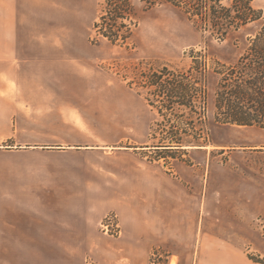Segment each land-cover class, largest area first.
Returning a JSON list of instances; mask_svg holds the SVG:
<instances>
[{
    "label": "rangeland",
    "instance_id": "374dc122",
    "mask_svg": "<svg viewBox=\"0 0 264 264\" xmlns=\"http://www.w3.org/2000/svg\"><path fill=\"white\" fill-rule=\"evenodd\" d=\"M101 3L102 0H77L76 28L70 42L75 45L79 59L44 62L45 69H59L60 72L55 77L37 79L39 83L107 86L108 92L80 93L85 98L87 114L70 119L72 129L67 132L87 139L31 140L29 138L51 134L41 126H35L33 131H15L3 145L36 147L42 143H62L108 151V155L88 154L70 159L74 161L72 163L108 165L107 191L110 195L117 191L119 159L116 152L133 147L148 148L141 154L142 161L160 164L179 180L188 194L181 213L187 219L183 237L180 241L173 236L164 243L152 244L147 252L133 258L124 251L126 245L131 247L132 243H123V233L113 236L102 231L100 224L111 213L118 215L121 231L123 228L120 214L114 207L100 203L93 205L90 213L99 222L89 236H0V264H129L131 261L139 264H195L198 250L207 253L215 247L220 248L223 241L236 246L255 262L264 263V130L212 126L209 129L211 137L225 147L210 145L181 150L157 147L169 142L176 134L194 142L198 140L206 128V117L213 118L218 76L209 74L207 77L206 117L202 95L194 98L195 114L179 104L169 109V98L159 96L153 87H149L145 77L164 68L185 73L196 63L214 68L224 58L235 62L258 23L241 32L238 46L229 41H213L206 45L202 34L182 11L170 5L158 6L141 12L140 27L129 44L113 45L97 37L94 31ZM137 6L141 9L143 4ZM254 6L263 12L264 20V0H254ZM95 37L97 43L92 42ZM192 51L203 52V55L195 54L197 59L194 60ZM195 74L200 80V73ZM90 102L92 108L88 107ZM190 122L192 124H188ZM186 128L189 137H185ZM43 158L42 155L26 153L22 159L34 163Z\"/></svg>",
    "mask_w": 264,
    "mask_h": 264
},
{
    "label": "crops",
    "instance_id": "0c3cea01",
    "mask_svg": "<svg viewBox=\"0 0 264 264\" xmlns=\"http://www.w3.org/2000/svg\"><path fill=\"white\" fill-rule=\"evenodd\" d=\"M77 8V0H0V236H89L99 222L90 214L93 205L110 204L120 214L123 243H132L124 251L134 258L147 252L150 245L164 243L173 236L180 241L187 223L181 215L187 192L160 164L142 161L141 154L148 148L116 152L117 191L110 195L108 165L72 163L70 159L108 155V151L62 143L3 145L15 131H33L35 126L51 134L31 140L87 139L67 132L72 129L70 119L87 114L80 93L108 92L107 86L37 80L60 72L45 69L44 62L79 59L70 42ZM88 107L92 108L91 102ZM99 114H103L101 110ZM26 153L44 158L27 162L22 159ZM196 256L195 264H264L225 241L207 253L198 250Z\"/></svg>",
    "mask_w": 264,
    "mask_h": 264
},
{
    "label": "trees",
    "instance_id": "16d2710c",
    "mask_svg": "<svg viewBox=\"0 0 264 264\" xmlns=\"http://www.w3.org/2000/svg\"><path fill=\"white\" fill-rule=\"evenodd\" d=\"M139 3L143 4L141 9L137 6ZM165 5L182 11L202 34L206 45L213 41H229L238 46L241 32L252 24L258 25L247 37L243 51L235 62L224 58L214 68L201 67L196 63L185 73L164 68L145 76L149 87H153L159 96L169 98V109L179 104L195 114L194 98L202 95L205 117L208 113L207 77L209 74L218 76L213 118L206 117V128L199 134L198 140L194 142L176 134L169 142L157 147L168 150L207 148L210 145L225 147L211 137L209 129L212 126L264 130V20L263 12L255 8L254 0H102L100 14L94 24L96 36L113 45L125 46L133 40L140 27L142 13ZM92 42L97 43V38ZM191 54L196 60L195 54L199 56L203 52L192 51ZM195 72L200 73V80ZM184 133L185 137L190 136L188 128Z\"/></svg>",
    "mask_w": 264,
    "mask_h": 264
},
{
    "label": "built area",
    "instance_id": "2783aa9c",
    "mask_svg": "<svg viewBox=\"0 0 264 264\" xmlns=\"http://www.w3.org/2000/svg\"><path fill=\"white\" fill-rule=\"evenodd\" d=\"M100 226L102 231L105 232V234H112L113 236L122 235L118 215L115 213L106 215L105 218L102 220Z\"/></svg>",
    "mask_w": 264,
    "mask_h": 264
},
{
    "label": "water",
    "instance_id": "95a60500",
    "mask_svg": "<svg viewBox=\"0 0 264 264\" xmlns=\"http://www.w3.org/2000/svg\"><path fill=\"white\" fill-rule=\"evenodd\" d=\"M186 148L188 149V148H191V147H186Z\"/></svg>",
    "mask_w": 264,
    "mask_h": 264
}]
</instances>
